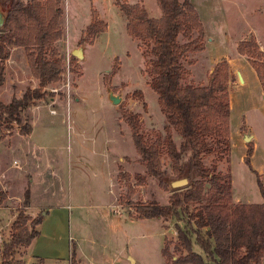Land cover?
<instances>
[{
    "label": "rangeland",
    "instance_id": "obj_1",
    "mask_svg": "<svg viewBox=\"0 0 264 264\" xmlns=\"http://www.w3.org/2000/svg\"><path fill=\"white\" fill-rule=\"evenodd\" d=\"M190 2L209 31L222 32V37L228 32L235 58L247 61L237 54L234 42L238 39L254 38L264 52V0ZM120 3L137 4L151 18L162 15L156 0H59L60 38L53 48L64 63V71L61 80L47 90L49 94L32 102L22 113V124L33 125V154L20 134L23 125L13 122L0 132V191L6 196L0 205V264L1 251L10 240L18 210L32 219L41 216L44 220L37 227L42 234L37 246L42 262L36 264H56L55 258L66 257L71 247L75 248L80 264H173L180 256L174 246L177 227L182 228L184 220L137 218L136 206L152 201L166 205L170 190L146 175L126 118H131L147 144L165 141L166 119L150 87L148 47L127 33ZM95 20L106 24L105 31L94 39L85 36L86 44L79 45L85 30ZM80 47L83 59L71 60L72 51ZM4 65L2 103H9L12 97L21 98L27 89L37 87L23 47L11 46ZM213 68L206 51L191 55L184 64L182 84H207ZM231 77L230 132L245 144L243 133L255 136L254 168L258 171L264 167L262 90L252 77L246 85L235 72H231ZM108 90L120 97L117 105L108 100ZM170 135L178 145L176 132L171 130ZM231 144L228 156H206V166L216 165L221 174L230 173L234 203H261L256 175L241 159V145L232 140ZM33 155L47 157L45 175H52L53 179L48 187L40 183L31 185L30 210V204L23 208V193L31 178L39 179L34 162L31 164ZM13 160L20 161L21 170L11 167ZM161 161L167 169L165 154ZM259 179L264 183V171ZM60 204L65 210L57 214L53 209H61L57 207ZM40 205L44 206L43 211L35 210ZM46 212L53 216L45 221ZM165 247L172 259L162 254ZM192 248L203 255L196 244ZM26 251L18 248L8 264H34L31 252L23 259ZM206 263L214 264L210 259Z\"/></svg>",
    "mask_w": 264,
    "mask_h": 264
},
{
    "label": "trees",
    "instance_id": "obj_2",
    "mask_svg": "<svg viewBox=\"0 0 264 264\" xmlns=\"http://www.w3.org/2000/svg\"><path fill=\"white\" fill-rule=\"evenodd\" d=\"M10 0H0L2 6ZM161 17L151 18L146 10L135 4L118 5L126 21L131 38L147 46L151 59L148 66L150 87L157 95L165 115V141L145 143L138 129L126 118L132 139L144 166L146 175L169 190L165 177L188 174L190 185L176 192L170 191L166 205L148 202L136 206L139 219L184 220L177 227L175 251L180 256L173 264H263L264 261V183L255 171L256 183L262 198L260 204L234 203L230 173L221 174L216 165L206 166L204 158L231 152L229 83L232 80L229 63L219 61L205 85H183L184 64L196 53L206 49L207 37L199 15L190 0H156ZM61 8L59 0L14 1L8 12L4 29L0 31V90L5 82L4 62L11 46L23 47L28 66L37 81V87L27 89L21 98L12 97L9 103L0 101V132L13 122L23 125L22 113L32 102L43 100L51 85L61 80L64 63L53 48L60 38ZM106 29V24L95 20L89 24L79 41L86 44L85 36L94 39ZM237 54L245 57L255 71L264 98V52L254 38L242 40ZM71 60L74 57L71 56ZM32 126H21L20 134L29 135ZM179 139L176 145L170 131ZM168 158L164 169L162 155ZM253 144H247L244 163L250 167ZM6 196L0 191V205ZM23 208L30 204L29 187L23 193ZM42 217L34 219L17 211L11 226V237L3 245L1 261L8 264L14 252L28 248L39 236L37 227ZM196 244L203 255L193 251ZM165 257L172 256L165 247ZM70 264H80L74 247Z\"/></svg>",
    "mask_w": 264,
    "mask_h": 264
},
{
    "label": "crops",
    "instance_id": "obj_3",
    "mask_svg": "<svg viewBox=\"0 0 264 264\" xmlns=\"http://www.w3.org/2000/svg\"><path fill=\"white\" fill-rule=\"evenodd\" d=\"M202 24H203V22H202ZM203 27H204V30H205V34L207 36V44H206L205 51H206V54H207V57H208V61H209V64L211 65V67L213 68L222 59H226L228 61V63H229L230 71L231 72H235V74H236L237 77H238V74L240 75V77H241V83H244V85H246V82L249 81L251 79V77H252L254 79V81H257V83L259 85V82H258L256 73L251 68V66H249V64H247V61L242 60L240 58H235L234 55L232 54L233 53V47H231V42L232 41L230 40V37L228 35V32H224L223 31L224 32L223 33L224 36L222 37L221 36L222 35V32L220 34V33H217V32L209 31L204 24H203ZM239 41H241V39L240 40L238 39V40H236V42H234L236 44V46H237V43H239ZM229 45H230V47H229ZM237 66H240L241 69L238 70L240 67H237ZM238 79H239V77H238ZM240 86H241V84H239L237 87H240ZM230 108H231V101H230ZM31 126H32L31 133L29 135H23L22 136L23 137L22 139H23L25 145L27 144L26 146L29 148L30 151H32V154H33V148L36 145V142L32 139L33 125H31ZM244 134H249V133L248 132L247 133H243L242 134V139H243V135ZM249 135H251V134H249ZM230 139L233 141V143L236 142V143H239V145H241V148H242L241 159L242 160H244V158L246 156L247 144L248 143H252L253 144V154H252V156L249 159L250 167H248V166L247 167L249 168V170L251 172L254 173V171H255L258 175H261V173H263V171H264V167L261 166L262 167L261 170H258V171L254 168V159L256 157V152H257V147H256V144H255V136L254 135H251V140H250L251 142L249 141L248 143L245 144L243 142L241 143L240 140L237 139L236 134H233V132L231 131L230 132ZM231 147H232V144H231ZM33 162H34V170L35 171H38V173H37L36 176L41 181H42V179H44V180L42 182H39V179L31 178V183L27 187H29V189H30L31 185H34L36 183H40L41 185H46V187H48L51 184L50 182L52 181L51 179H53V176L52 175H48V176L45 175L46 174V169L48 170V167H46V166H48V164H49L48 163V160H47V157H40V156H37V155L36 156L33 155V159L31 161V164ZM243 163H244V161H243ZM45 177H46V179H45ZM47 178L49 179L48 182H47ZM31 195H32V192H31V189H30V207L28 208L30 210L33 208L32 207V201H31ZM258 202H255V203H247V204H260ZM236 203H241V202L238 201ZM243 203H245V202H243ZM57 207H62L61 209H59V208L58 209L57 208H54L53 209V211L55 213H57V214H59L58 213L59 211L65 210V206L63 204H60ZM43 209H44V206L43 205H40L35 210H42L43 211ZM51 215L52 214L50 212H46V214H45V221ZM43 221L41 222V224L43 223ZM64 222L66 223V221L63 220L62 225H64ZM40 226H42V225H40ZM41 239H42V234L39 235L33 241L31 247L26 248L27 251L23 255V259H24V257L26 255H28V253L31 252L30 253V256L32 258L31 260L34 261V264H36V262H38L39 260L42 262V259L39 258V256H38L39 253L37 252L38 242ZM55 260H56V264H70V254H68L64 258H59V257L58 258H55ZM38 264H42V263H38ZM83 264H86V263L83 262Z\"/></svg>",
    "mask_w": 264,
    "mask_h": 264
},
{
    "label": "water",
    "instance_id": "obj_4",
    "mask_svg": "<svg viewBox=\"0 0 264 264\" xmlns=\"http://www.w3.org/2000/svg\"><path fill=\"white\" fill-rule=\"evenodd\" d=\"M14 0H10L8 5L6 7H3L0 4V31H2L4 29L5 23H6V19H7V15L9 10L12 7ZM71 55L73 57H75L76 59H83V51L82 48H78L72 51ZM239 79L241 80L240 75L238 74ZM108 100L110 101V103L112 105H117L120 102V97L115 96L110 90H108ZM243 140L248 143L251 140V135L249 134H244L243 135ZM164 182L166 183V185L168 186L169 190L172 192H176L179 190H183L185 188H187L190 183L191 180L188 176L187 173H185L184 175L180 176V177H165L164 178Z\"/></svg>",
    "mask_w": 264,
    "mask_h": 264
},
{
    "label": "built area",
    "instance_id": "obj_5",
    "mask_svg": "<svg viewBox=\"0 0 264 264\" xmlns=\"http://www.w3.org/2000/svg\"><path fill=\"white\" fill-rule=\"evenodd\" d=\"M51 113L54 114V112H51ZM11 167L16 169V170H21V168H22L19 160H13L11 163Z\"/></svg>",
    "mask_w": 264,
    "mask_h": 264
}]
</instances>
